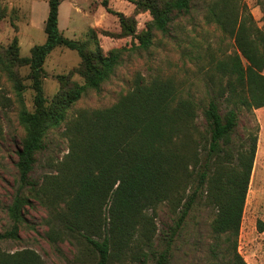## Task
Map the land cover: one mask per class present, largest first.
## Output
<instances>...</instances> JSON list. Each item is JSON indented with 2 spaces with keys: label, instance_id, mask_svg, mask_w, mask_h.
Wrapping results in <instances>:
<instances>
[{
  "label": "trees",
  "instance_id": "trees-1",
  "mask_svg": "<svg viewBox=\"0 0 264 264\" xmlns=\"http://www.w3.org/2000/svg\"><path fill=\"white\" fill-rule=\"evenodd\" d=\"M61 1L47 0L45 41L33 46L29 57L20 56L16 37L0 52V68L21 104L18 122L24 132L16 151L17 190L7 208L11 227L0 233V241L20 239L25 208L35 199L51 213L50 242L74 237L93 264H110L151 251L156 210L165 205L173 214V225L164 238V248L151 254L155 264H169L175 236L190 211L201 205L212 212L211 232L222 241L213 251L227 258L228 264H247L237 252V238L257 132L235 137L239 111L264 107V26H257L244 0L207 3L205 21L231 39L234 50L210 61L213 74L208 101L201 108L203 128L197 123L199 106L191 98L181 97L170 81L160 79L136 84L112 107L80 112L68 120L67 112L86 89L99 90L113 73L121 50L104 55L98 45L90 50L64 37L58 27ZM193 1L130 0L137 12L151 16L146 29L138 34L132 18L112 11L107 0L101 4L117 17L119 35L132 36L140 49L147 50L152 32L166 34L174 16L188 13ZM261 9L264 16V0ZM3 17L0 10V19ZM58 47L75 51L80 64L69 75L58 76L59 89L47 100L43 66ZM24 67L33 91L31 111L21 99L25 86L18 71ZM74 73L83 78V85L71 81ZM8 102L0 96V111ZM61 126L68 154L52 166L53 175L35 181L30 174L37 155L46 149L49 131ZM0 264L43 263L36 252L24 249L14 253L0 250Z\"/></svg>",
  "mask_w": 264,
  "mask_h": 264
},
{
  "label": "rangeland",
  "instance_id": "rangeland-1",
  "mask_svg": "<svg viewBox=\"0 0 264 264\" xmlns=\"http://www.w3.org/2000/svg\"><path fill=\"white\" fill-rule=\"evenodd\" d=\"M103 0H62L59 6L58 27L64 37L85 44L94 50L98 45L104 55L121 50L119 63L99 90L86 89L81 98L67 112L72 120L80 112L103 110L115 105L131 92L136 84H148L154 79L170 81L183 98L199 106L197 123L203 128L201 108L206 105L211 59H219L234 50L233 41L225 37L213 23L205 21L206 6L210 0H194L188 13L174 16L166 34L154 30L151 46L140 49L132 36L121 37L118 19L102 6ZM108 7L132 18L135 33L146 29L151 21L148 12H137L130 0H107ZM263 0H244L257 26L263 28ZM0 52L13 38L18 39L19 54L29 57L33 46L45 41L44 24L48 13L47 0H0ZM92 31V33H90ZM80 64L75 51L55 48L46 58L42 80L43 93L50 100L59 89L58 76L69 75ZM26 67L18 71L22 84V103L32 110L33 91L27 79ZM264 75V71H263ZM71 81L83 85V78L72 74ZM0 96L9 102L0 111V233L10 229L7 208L17 190L18 174L15 167L16 151L24 135L18 122L21 104L16 97L12 82L0 68ZM197 106V107H198ZM223 113L225 106L222 105ZM236 135L257 132V148L253 163L243 215L237 238V252L247 264H264V107L252 112L239 111ZM257 130V131H256ZM46 149L37 155L30 174L35 181L45 175H53L52 166L68 154V143L63 136V126L51 130L46 138ZM32 205L24 211V221L19 226V240L0 241V250L14 253L24 249L36 252L43 264H93L83 253L82 244L68 236L62 242H50L48 232L51 213L46 204L31 199ZM213 214L196 205L175 236L169 264H228L213 251L220 244L211 232ZM156 236L151 251L164 248V238L173 225V214L165 205L156 210L154 218ZM148 249L143 255H129L123 261L110 264H155V255ZM84 261V263H82Z\"/></svg>",
  "mask_w": 264,
  "mask_h": 264
}]
</instances>
